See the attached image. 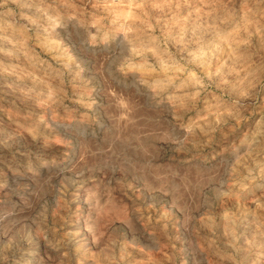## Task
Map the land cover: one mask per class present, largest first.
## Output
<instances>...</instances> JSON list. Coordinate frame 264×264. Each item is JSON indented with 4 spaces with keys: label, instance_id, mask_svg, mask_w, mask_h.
I'll return each instance as SVG.
<instances>
[{
    "label": "rangeland",
    "instance_id": "obj_1",
    "mask_svg": "<svg viewBox=\"0 0 264 264\" xmlns=\"http://www.w3.org/2000/svg\"><path fill=\"white\" fill-rule=\"evenodd\" d=\"M0 264H264V0H0Z\"/></svg>",
    "mask_w": 264,
    "mask_h": 264
}]
</instances>
